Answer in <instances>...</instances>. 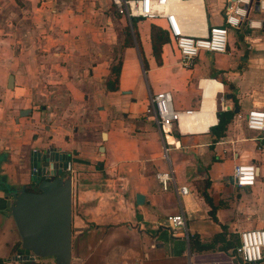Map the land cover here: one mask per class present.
I'll return each instance as SVG.
<instances>
[{"label":"crops","instance_id":"crops-1","mask_svg":"<svg viewBox=\"0 0 264 264\" xmlns=\"http://www.w3.org/2000/svg\"><path fill=\"white\" fill-rule=\"evenodd\" d=\"M227 2L173 0L192 35L222 24ZM151 25L167 33L164 17L127 18L112 0H0V264H28L17 258L4 189L33 187L32 148L69 156L70 264L224 261L232 253L220 248L239 243L241 230L264 227V135L244 123L248 110L264 109V28L228 26L224 52L201 51L182 66L169 37L156 62ZM112 65L115 90L105 86ZM162 90L176 109L194 111L166 137L147 111ZM224 110L232 115L214 140ZM248 162L255 181L237 187L233 165ZM166 171L164 189L157 174ZM179 212L185 229H171L166 217ZM191 236L211 248L197 250Z\"/></svg>","mask_w":264,"mask_h":264},{"label":"built area","instance_id":"built-area-1","mask_svg":"<svg viewBox=\"0 0 264 264\" xmlns=\"http://www.w3.org/2000/svg\"><path fill=\"white\" fill-rule=\"evenodd\" d=\"M118 13L125 14L127 18L154 19L164 17L166 31L182 66L191 65L192 60L200 51L212 53L224 52L227 44V27H238L246 21L249 28L263 29L264 19H251L248 11L252 10L264 14V0H228L224 8L223 23L211 25L203 33L190 34L183 27V20L176 13L173 0H112ZM160 133L166 137L173 124L179 119L194 114L192 109H176L172 104L169 91H159L149 98V108ZM244 123L246 128L258 131L264 135V109L252 108L247 111ZM165 151V148H164ZM37 149H31L30 177L34 179L39 172V166L34 158ZM54 152L61 154L59 149ZM232 181L237 187L253 185L256 178V168L253 163H237L232 168ZM157 178L165 189L166 181L170 179V171L157 174ZM171 229H185L183 214L181 212L166 217ZM186 237V233L184 232ZM239 243L228 259L206 261L198 260L197 264H259L264 258V227L243 229L238 233ZM35 257L31 260L33 261ZM191 264V263H190Z\"/></svg>","mask_w":264,"mask_h":264},{"label":"water","instance_id":"water-1","mask_svg":"<svg viewBox=\"0 0 264 264\" xmlns=\"http://www.w3.org/2000/svg\"><path fill=\"white\" fill-rule=\"evenodd\" d=\"M11 76L8 77V81ZM230 98V93H225ZM228 109V107H226ZM236 110V109H235ZM28 110H22L24 115ZM104 136V134H102ZM101 148V147H100ZM39 166L31 179L33 189L25 185L4 189L6 208L19 237L21 260L51 257L54 264H70L71 250V178L69 156L48 148L33 157ZM136 203L142 196L135 195Z\"/></svg>","mask_w":264,"mask_h":264},{"label":"trees","instance_id":"trees-1","mask_svg":"<svg viewBox=\"0 0 264 264\" xmlns=\"http://www.w3.org/2000/svg\"><path fill=\"white\" fill-rule=\"evenodd\" d=\"M167 40H168V36H167V33L165 31H163L162 29H160L154 25L150 26V43H151L152 53H153L157 63L160 62L159 54H160L161 45L164 42H166ZM110 74H112L114 77L112 78V80L111 79L106 80L105 86H106V88H108L110 90H115L117 88L118 67H115L113 65L110 66ZM231 115L232 114L229 110H224V111L217 113V123L211 129L212 132L214 133V140L223 134L225 126H226L227 122L230 120ZM25 188L27 190L33 189V187L30 185H27V186L25 185ZM208 203H209V200H208ZM215 237H217V236H215ZM189 241H190V244L194 245V247L197 250H208L209 248H211V246L209 244H207V245L198 244L197 242H195V238L192 236L190 237ZM237 245H238V243H234L233 245L228 244V245L221 247L220 249L221 250H227L228 248H230L231 253H234L235 247ZM26 262L28 264H33L31 262V260H28Z\"/></svg>","mask_w":264,"mask_h":264},{"label":"bare ground","instance_id":"bare-ground-1","mask_svg":"<svg viewBox=\"0 0 264 264\" xmlns=\"http://www.w3.org/2000/svg\"><path fill=\"white\" fill-rule=\"evenodd\" d=\"M184 4H189V3L184 2ZM192 16H194L195 18H197V16L194 15V14H192ZM200 23H201V22H200ZM209 99H210V98H209ZM206 100H207V99H206ZM208 101H209V100H208ZM208 101H205V99H204V102H205V104H204L205 106H204V107H206V104H207L206 102H208ZM212 101H213V100H212ZM215 101H216V100H215ZM217 102H218V101H217ZM218 103H219V102H218ZM208 104H212V102L210 103V101H209ZM213 104H214V103H213ZM219 104H220V103H219ZM215 105H217V103H215V104L213 105V109H215V108H214ZM207 106H208V105H207ZM209 106H210V105H209ZM219 106H220V105H219ZM210 107H212V105H211ZM204 109H205V108H204ZM205 110H208V109L206 108ZM203 112H204V111H202L201 113L205 116V114H207V113H203ZM209 112H210V111H209ZM209 114H210V113H209ZM211 114L214 115V113H211ZM211 114H210V115H211ZM213 115H212V116H213ZM199 116H200V118H201V117H204V116H202V115L200 114V111H199ZM199 116L197 115V120H198V117H199ZM208 116H209V115H208ZM213 118H214V116H213ZM201 119H202V118H201ZM205 119H206V116H205V118H204V121H205ZM208 119H209V118H208ZM211 119H212V117H211ZM198 121H199V120H198ZM200 121H202V120H200ZM206 121H207V120H206ZM209 121H210V120H209ZM212 121H213V120H212ZM212 121H211V122H212ZM214 121H215V120H214ZM198 123H199V122H198ZM208 123H209V122H208ZM199 124H200V123H199ZM205 124H207V123H205ZM202 126H203V125H202ZM202 126H201V127H202ZM203 127H204V126H203ZM203 127H202V128H203ZM190 129H191V128H190ZM200 130H201V129H200ZM182 131H183V130H182Z\"/></svg>","mask_w":264,"mask_h":264},{"label":"rangeland","instance_id":"rangeland-1","mask_svg":"<svg viewBox=\"0 0 264 264\" xmlns=\"http://www.w3.org/2000/svg\"><path fill=\"white\" fill-rule=\"evenodd\" d=\"M201 52V51H200Z\"/></svg>","mask_w":264,"mask_h":264}]
</instances>
